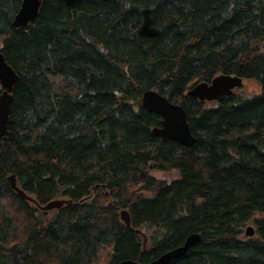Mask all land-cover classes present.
Here are the masks:
<instances>
[{"label": "trees", "instance_id": "obj_1", "mask_svg": "<svg viewBox=\"0 0 264 264\" xmlns=\"http://www.w3.org/2000/svg\"><path fill=\"white\" fill-rule=\"evenodd\" d=\"M21 2L0 0L18 76L0 137V264L147 262L191 233L200 241L169 264H264V0H42L16 28ZM145 8L156 36L138 33ZM220 73L258 91L186 95ZM149 89L184 108L192 146L152 135ZM169 169L170 182L150 174ZM10 174L41 205L72 202L41 210Z\"/></svg>", "mask_w": 264, "mask_h": 264}, {"label": "water", "instance_id": "obj_2", "mask_svg": "<svg viewBox=\"0 0 264 264\" xmlns=\"http://www.w3.org/2000/svg\"><path fill=\"white\" fill-rule=\"evenodd\" d=\"M67 4H73L75 0H64ZM42 0H22L21 5L12 19V26L19 28L26 26L32 21L40 8ZM142 23L138 33L142 36L151 37L159 34V30L152 26L149 8L142 10ZM18 76L14 69L6 62L0 51V137L7 133L9 115L12 101V88ZM242 85V78L237 75L222 73L213 77L210 81H202L194 84L186 92V95L193 96L202 101H222L226 96L232 94L235 88ZM142 106L149 112H155L161 117L159 126H154L151 133L162 140H173L184 146L190 147L195 141L192 134L184 108L177 103H173L166 96L156 90H147L141 97ZM10 187L21 197L32 201L39 209L44 211L59 209L65 204H70L71 199L57 197L46 204L37 203L31 196L27 195L17 185L14 174L8 176ZM120 219L127 226L130 225V216L126 209L119 212ZM139 231V230H137ZM245 235L253 236L255 230L249 225L244 231ZM201 237L199 233H191L186 236L183 244L160 253L154 259L142 262L133 259H123L116 264H169L171 261L184 256L189 249L194 247Z\"/></svg>", "mask_w": 264, "mask_h": 264}, {"label": "rangeland", "instance_id": "obj_3", "mask_svg": "<svg viewBox=\"0 0 264 264\" xmlns=\"http://www.w3.org/2000/svg\"><path fill=\"white\" fill-rule=\"evenodd\" d=\"M240 89H241V91H243L245 93H253V92L258 91L257 85L251 80H245L243 86ZM150 174L153 177H155V179H157L159 181H164V182H170L171 180H173V179L178 177V171L175 170V169H169V170H166V171L150 170ZM143 193H149V192H143ZM248 225L254 226L252 221H250L249 223H246L243 226V228H242L241 236H245L244 230L246 229V227ZM145 235L148 236V233H146Z\"/></svg>", "mask_w": 264, "mask_h": 264}]
</instances>
